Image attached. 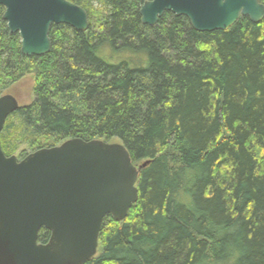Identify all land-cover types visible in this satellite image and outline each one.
Listing matches in <instances>:
<instances>
[{"label": "trees", "instance_id": "1", "mask_svg": "<svg viewBox=\"0 0 264 264\" xmlns=\"http://www.w3.org/2000/svg\"><path fill=\"white\" fill-rule=\"evenodd\" d=\"M68 1L90 29L52 26L43 57L22 55L0 6V97L35 82L0 141L24 160L72 139H116L137 167L149 162L137 204L123 222L104 219L85 264H264V20L200 33L172 13L144 26L152 0ZM50 238L42 229L38 241Z\"/></svg>", "mask_w": 264, "mask_h": 264}, {"label": "water", "instance_id": "2", "mask_svg": "<svg viewBox=\"0 0 264 264\" xmlns=\"http://www.w3.org/2000/svg\"><path fill=\"white\" fill-rule=\"evenodd\" d=\"M3 20L22 40L25 57L50 53L52 26L90 29L87 12L68 0H0ZM165 13L186 17L200 33L227 31L241 18L264 20L259 0H152L141 10L144 26ZM11 95L0 97V137L20 109ZM123 143L68 140L24 160L7 157L0 141V264H85L99 250L106 217L123 222L139 199L140 173ZM51 233L40 244V231Z\"/></svg>", "mask_w": 264, "mask_h": 264}, {"label": "rangeland", "instance_id": "3", "mask_svg": "<svg viewBox=\"0 0 264 264\" xmlns=\"http://www.w3.org/2000/svg\"><path fill=\"white\" fill-rule=\"evenodd\" d=\"M90 8L93 11H103V7L100 4L94 3ZM103 13V12H101ZM34 78L29 76L23 79L21 82L13 86L5 95L13 96L19 103L20 107H26L32 104L34 101ZM4 96V95H3ZM110 143H120L118 140H113ZM14 156L17 158L21 157L20 152L16 153Z\"/></svg>", "mask_w": 264, "mask_h": 264}, {"label": "flooded vegetation", "instance_id": "4", "mask_svg": "<svg viewBox=\"0 0 264 264\" xmlns=\"http://www.w3.org/2000/svg\"><path fill=\"white\" fill-rule=\"evenodd\" d=\"M94 3H98V2H94Z\"/></svg>", "mask_w": 264, "mask_h": 264}]
</instances>
